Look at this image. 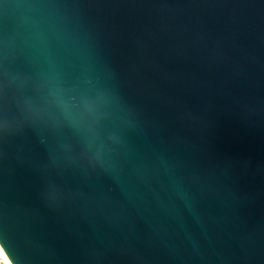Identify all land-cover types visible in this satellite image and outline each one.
Masks as SVG:
<instances>
[{
  "label": "water",
  "instance_id": "water-1",
  "mask_svg": "<svg viewBox=\"0 0 264 264\" xmlns=\"http://www.w3.org/2000/svg\"><path fill=\"white\" fill-rule=\"evenodd\" d=\"M0 248L264 264V0H0Z\"/></svg>",
  "mask_w": 264,
  "mask_h": 264
},
{
  "label": "built area",
  "instance_id": "built-area-1",
  "mask_svg": "<svg viewBox=\"0 0 264 264\" xmlns=\"http://www.w3.org/2000/svg\"><path fill=\"white\" fill-rule=\"evenodd\" d=\"M0 264H7V262H6L5 259L2 257V255H0Z\"/></svg>",
  "mask_w": 264,
  "mask_h": 264
},
{
  "label": "bare ground",
  "instance_id": "bare-ground-1",
  "mask_svg": "<svg viewBox=\"0 0 264 264\" xmlns=\"http://www.w3.org/2000/svg\"><path fill=\"white\" fill-rule=\"evenodd\" d=\"M2 257L5 259V261L7 262V264H11L10 261L8 260V258L6 257V255L4 254V252L2 254Z\"/></svg>",
  "mask_w": 264,
  "mask_h": 264
},
{
  "label": "snow or ice",
  "instance_id": "snow-or-ice-1",
  "mask_svg": "<svg viewBox=\"0 0 264 264\" xmlns=\"http://www.w3.org/2000/svg\"><path fill=\"white\" fill-rule=\"evenodd\" d=\"M3 254V248H0V255Z\"/></svg>",
  "mask_w": 264,
  "mask_h": 264
},
{
  "label": "clouds",
  "instance_id": "clouds-1",
  "mask_svg": "<svg viewBox=\"0 0 264 264\" xmlns=\"http://www.w3.org/2000/svg\"><path fill=\"white\" fill-rule=\"evenodd\" d=\"M9 255V254H8ZM10 256V255H9ZM10 261H13V259L10 257Z\"/></svg>",
  "mask_w": 264,
  "mask_h": 264
}]
</instances>
